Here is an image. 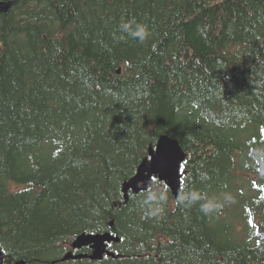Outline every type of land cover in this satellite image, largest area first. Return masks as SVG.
I'll return each mask as SVG.
<instances>
[{
  "label": "trees",
  "instance_id": "16d2710c",
  "mask_svg": "<svg viewBox=\"0 0 264 264\" xmlns=\"http://www.w3.org/2000/svg\"><path fill=\"white\" fill-rule=\"evenodd\" d=\"M130 18L148 26L144 43L120 30ZM161 134L187 153L182 191L235 203L205 216L159 180L148 191H167L163 215L146 214L144 192L125 202L121 183ZM112 220L117 256L61 260ZM0 247L7 264H264V0L0 12Z\"/></svg>",
  "mask_w": 264,
  "mask_h": 264
},
{
  "label": "water",
  "instance_id": "95a60500",
  "mask_svg": "<svg viewBox=\"0 0 264 264\" xmlns=\"http://www.w3.org/2000/svg\"><path fill=\"white\" fill-rule=\"evenodd\" d=\"M16 1L0 0V12L8 11ZM149 154L150 158H146L141 162L135 175L123 182L122 192L125 202L129 201L131 193L139 194L149 190L156 178L170 188L175 198L177 193L182 191L181 183L183 174L181 170L183 163L187 159V153L181 146L179 139L168 134H161L158 137L155 147H150ZM109 225L110 228H113L114 220ZM120 241L121 238L110 231L83 232L74 238L72 248L73 250H78L84 247H90L91 252L74 253L73 251H69L61 260L91 259L93 261H101L105 255L116 256L115 252L109 250L108 246L112 242ZM0 264H7L5 253L1 247Z\"/></svg>",
  "mask_w": 264,
  "mask_h": 264
},
{
  "label": "clouds",
  "instance_id": "9594fccd",
  "mask_svg": "<svg viewBox=\"0 0 264 264\" xmlns=\"http://www.w3.org/2000/svg\"><path fill=\"white\" fill-rule=\"evenodd\" d=\"M120 30L128 36L144 43L150 36V30L144 23L138 22L135 18H130L120 24ZM207 173L201 174V179H208ZM140 206L144 208L149 216L163 215L168 203V193L161 188H153L144 191L140 198ZM235 203L233 195L229 192H222L218 195L209 196L195 187H186L183 191L178 192L175 199V205L180 208L190 209L198 206L199 211L205 216L219 211L226 205Z\"/></svg>",
  "mask_w": 264,
  "mask_h": 264
},
{
  "label": "rangeland",
  "instance_id": "374dc122",
  "mask_svg": "<svg viewBox=\"0 0 264 264\" xmlns=\"http://www.w3.org/2000/svg\"><path fill=\"white\" fill-rule=\"evenodd\" d=\"M244 177H245V176H244ZM115 180L118 181V178H115ZM121 185H122V183H121ZM152 186H155V185H152ZM152 186H150V188H151ZM130 196H131V194H130ZM123 228H124L125 230L130 229V228H128V226H126V225H124ZM105 231H106V230H105ZM240 231H242L241 227H240ZM73 240H74V238L72 239L71 243L69 244V247H70V248H71V245H72ZM68 264H70V263H68Z\"/></svg>",
  "mask_w": 264,
  "mask_h": 264
},
{
  "label": "flooded vegetation",
  "instance_id": "af4514ba",
  "mask_svg": "<svg viewBox=\"0 0 264 264\" xmlns=\"http://www.w3.org/2000/svg\"><path fill=\"white\" fill-rule=\"evenodd\" d=\"M110 247V246H109Z\"/></svg>",
  "mask_w": 264,
  "mask_h": 264
}]
</instances>
